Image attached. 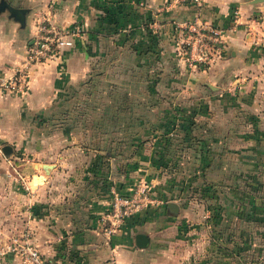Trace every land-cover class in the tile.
<instances>
[{"label":"crops","instance_id":"1","mask_svg":"<svg viewBox=\"0 0 264 264\" xmlns=\"http://www.w3.org/2000/svg\"><path fill=\"white\" fill-rule=\"evenodd\" d=\"M11 9L21 10L22 20ZM259 12L264 2L252 0H202L199 8L175 0H0V77L24 62L39 18L82 32L52 59L31 65L21 87L0 89V140L17 146L6 144L11 151L0 157V247L27 230L50 264H264V101L249 80L264 22L249 26L248 17ZM109 13L130 31V40L113 42L131 49L134 79L146 85L131 93L165 97L164 107L151 105L163 115L144 124V139L112 137L110 154L83 147L74 135L48 141L46 113L64 111L92 58L104 55ZM196 15L225 40L205 70L190 67L181 52L178 26ZM110 181L123 194L145 182L162 203L126 219L109 239L101 218ZM0 264L21 262L5 253Z\"/></svg>","mask_w":264,"mask_h":264},{"label":"rangeland","instance_id":"2","mask_svg":"<svg viewBox=\"0 0 264 264\" xmlns=\"http://www.w3.org/2000/svg\"><path fill=\"white\" fill-rule=\"evenodd\" d=\"M259 14L248 17L251 21L250 24L248 23L249 26L252 24L257 26V23L262 24L264 22V12H259ZM258 27H263L264 30V25ZM81 34L82 32L79 31L78 35ZM35 35L36 30L31 40L32 42ZM78 35L72 36V38H78ZM106 35V39L100 40V46L103 49L104 55L102 54V57L95 56L92 58L89 71L76 85L78 95L71 100L69 98L64 100L67 103L64 111L59 113L51 110L47 111L46 115H49V122H46V124L49 125H46L44 128V136L48 141H52V139L57 137L66 139L67 136L74 135V139L77 142L80 141V144L83 143V147L89 150H100L101 148L103 151H113L116 145L112 143V137L117 135L119 137L120 135L128 137L132 134H142L143 128L145 127L144 124L149 125L156 121V116L163 115V112L151 110V105L153 106L157 102V104L163 105L162 107H164L165 97L156 96L152 98V101L148 100L147 97H138L131 93L135 87H137L136 89L138 91L146 87L145 84L141 82L138 84L134 79V75L139 69L134 66L132 51L128 48H118L114 44V42H117V39L120 40L118 33L110 31ZM182 36L183 40L181 45L183 47L181 52L184 53V58H186L188 45L184 42L183 33ZM262 40L263 43L253 56L254 59L251 60L250 56L253 65H250L252 67L249 68V73H253L255 77L249 76V80L250 87L253 86L261 91V99L264 101V38ZM208 65L209 63L204 62V65L197 64L194 69L200 68L201 70H205ZM16 67L19 66L16 65ZM147 69L149 70V67ZM155 69L157 70V68ZM118 75H120L119 78ZM102 103L103 106L100 107ZM117 103L119 104V108H117ZM52 120H61L65 126L54 127L51 125ZM118 120H122L125 126L117 129L113 122ZM145 135V133L141 135L143 139ZM101 139L103 142H101ZM15 143L14 141L7 143L6 140H0V157L4 158L1 150L4 145L8 144L12 148H16ZM62 145L64 146V144ZM121 146H118V148L121 149ZM46 150L51 151L52 149L50 146H47ZM62 150L69 151L70 147ZM83 151L85 150L83 149ZM12 152L17 151L14 149ZM10 169L12 170L11 167ZM12 172L15 174L13 170ZM14 181L21 185V181L18 178H14ZM262 197H264V191ZM177 247H180V245L178 244Z\"/></svg>","mask_w":264,"mask_h":264},{"label":"built area","instance_id":"3","mask_svg":"<svg viewBox=\"0 0 264 264\" xmlns=\"http://www.w3.org/2000/svg\"><path fill=\"white\" fill-rule=\"evenodd\" d=\"M191 3L196 8L202 6V0H175ZM184 34V42L188 45L186 60L190 67L209 63L212 54H221L224 48L222 30L201 20L196 15L191 21H184L178 26ZM77 29H58L47 16L38 19L36 35L27 49L24 62L16 67L11 75L0 77V89L5 91L21 87L29 67L44 63L57 55L62 46H71L72 36H77ZM16 178L21 181L22 189L29 191L26 180L14 169ZM30 193H32L30 191ZM110 201L106 213L102 216V228L107 238H111L126 219L162 203L145 182L134 184L126 194L120 193L115 186L109 189ZM12 253L19 257L21 264H50L40 254L37 246L31 243L27 230L15 233L0 247V255ZM55 264H61L60 261ZM104 264H117L109 259Z\"/></svg>","mask_w":264,"mask_h":264},{"label":"trees","instance_id":"4","mask_svg":"<svg viewBox=\"0 0 264 264\" xmlns=\"http://www.w3.org/2000/svg\"><path fill=\"white\" fill-rule=\"evenodd\" d=\"M107 20H108V22L111 25V28L108 30V32L111 31V32H114V33H118L119 39L120 40L123 39V41H128V40L131 39V33H130V31L129 32H126V31L123 32L122 31V26H121L120 20L117 19L113 13H109V15H107ZM106 152L108 154H110V151H106ZM161 163L164 164V161L162 160ZM110 186H112V182L111 181L108 182V183H106V185H105V187H106L105 190H106L107 195L109 194Z\"/></svg>","mask_w":264,"mask_h":264},{"label":"water","instance_id":"5","mask_svg":"<svg viewBox=\"0 0 264 264\" xmlns=\"http://www.w3.org/2000/svg\"><path fill=\"white\" fill-rule=\"evenodd\" d=\"M260 2H264V0H252V3H260ZM11 12H14L15 13V15H16V17L18 18V19H21L22 20V11L21 10H14V9H11ZM1 150H2V152L4 153V154H7V153H9L10 151H11V148L9 147V146H3L2 148H1ZM40 167L43 169V170H45V171H47V169H50L52 166L50 165V164H42V165H40ZM140 237V236H139ZM141 238V237H140Z\"/></svg>","mask_w":264,"mask_h":264}]
</instances>
